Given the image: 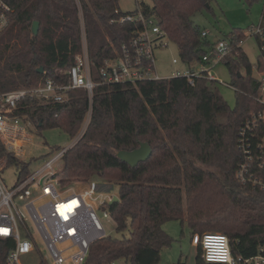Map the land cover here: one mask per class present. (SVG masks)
I'll return each instance as SVG.
<instances>
[{
  "label": "trees",
  "instance_id": "1",
  "mask_svg": "<svg viewBox=\"0 0 264 264\" xmlns=\"http://www.w3.org/2000/svg\"><path fill=\"white\" fill-rule=\"evenodd\" d=\"M213 1L151 0L150 6H139L158 20L180 62L191 67L215 44L201 37L204 30L192 20L210 10ZM115 10L125 14L118 0H28L0 37V92L29 88L43 79L67 84L66 72L82 51L83 36L96 82L102 62L134 29L112 23L118 17ZM34 22L39 24L35 37ZM244 39L238 29L221 39L231 49L224 65L232 75L234 109L219 95L217 82L204 77L192 86L185 78L97 85L91 97L75 89L63 103L25 99L19 105L16 115L24 116L38 133L58 129L71 138L90 114L85 131L63 155L56 178L63 185L95 178L116 185L119 201L108 211L115 230L127 236L94 242L84 264H157L162 249L172 243L162 228L170 221L185 224L191 242L194 235L222 234L234 258L257 255L264 245V191L236 178L238 131L259 109L253 97L261 84L240 46ZM255 39L259 57L254 70L264 78V33ZM141 143L152 151L146 162L132 168L117 158L119 151L135 150ZM3 156L6 167H21L19 180L29 174L27 164L18 163L1 146ZM11 247L0 240V264H5ZM195 264H212L203 260L200 246Z\"/></svg>",
  "mask_w": 264,
  "mask_h": 264
},
{
  "label": "built area",
  "instance_id": "2",
  "mask_svg": "<svg viewBox=\"0 0 264 264\" xmlns=\"http://www.w3.org/2000/svg\"><path fill=\"white\" fill-rule=\"evenodd\" d=\"M12 10L8 0H0V37L15 16ZM114 12L118 17L112 23L130 24L134 29L129 40L114 50L112 57L102 62L96 72V82L92 79L83 36L82 51L66 72L67 84H55L51 79H43L29 88L0 92V147L3 146L14 156L15 152L21 150L20 137L31 127L24 116L16 115L25 99L63 103L70 90L84 89L91 97L97 85L161 80L156 71V51L166 49L170 41L158 20L145 15L140 9L123 15H119V10ZM263 33L264 28L259 27L254 31V36L262 37ZM208 36L207 31L201 32L202 38ZM230 54L228 43L218 40L199 63L191 67L184 65V71L173 72L168 78H185L191 86L200 77L216 82L203 66L224 63ZM179 62L178 58L172 59L173 65ZM258 79L261 84L253 99L259 109L249 114L238 131L240 156L236 178L242 185L264 191V177L261 175L264 173V78ZM67 150L59 151L39 170L19 180L16 187L8 188L0 178V240L12 244L5 264H19L20 256L32 254L40 256L44 264H84L90 245L107 237L96 213L95 202L98 196H102L98 183L91 180L85 189L74 191L65 189L56 178L57 164ZM6 162V156L0 157V173L6 167ZM114 197L103 198L100 206L108 207ZM104 217L111 218L109 211L104 213ZM192 245L201 247L202 258L207 263L264 264V245L256 256L249 259L234 258L228 238L222 234L194 235Z\"/></svg>",
  "mask_w": 264,
  "mask_h": 264
},
{
  "label": "rangeland",
  "instance_id": "3",
  "mask_svg": "<svg viewBox=\"0 0 264 264\" xmlns=\"http://www.w3.org/2000/svg\"><path fill=\"white\" fill-rule=\"evenodd\" d=\"M27 1L8 0L15 14ZM139 3L150 6L151 0H118V7L123 13H131L141 9ZM263 14L264 0H214L210 10L204 9L195 14L192 20L200 29L209 33L208 40L211 43L224 39L234 29L241 30L242 34L245 35V39L241 43L242 50L253 67V76L260 78L262 74H258L254 70L259 57V48L254 31L259 27L264 28ZM173 58H178V54L176 47L171 42H169L166 49L156 51V71L161 79L170 77L173 72L185 70V66L181 62L173 65ZM229 59H231V55L228 57ZM203 69L210 71L217 82L219 95L231 109H234L236 107V99L233 89L229 86L232 75L228 68L224 63H219L216 65H205ZM239 71L241 75L245 74L243 68H240ZM87 120L88 117L85 118L78 134L74 138L69 137L58 129H47L38 133L31 124V127L20 137L22 148L20 151L15 152L17 162L27 164L29 173L39 170L59 151L71 148L78 141L84 131ZM56 168L58 173L62 168V161L57 164ZM20 169L19 165H12L5 167L1 171L0 178L8 188L16 187L19 184L18 174ZM94 181L98 183L99 192L102 195L98 196L95 202L96 213L107 237L122 238V236H127V233L122 235L115 230V223L111 218L104 217L108 207L100 206L103 198L117 195V186L111 182L101 181L98 178H95ZM87 182L68 183L64 185V188H70L74 191L82 190L86 188ZM162 228L172 239V243L170 247L162 249L160 261L157 264H195L197 247L192 245L190 231L187 226L185 224L181 225L179 221H170L163 224ZM19 264H44V262L40 256L32 254L30 256H20Z\"/></svg>",
  "mask_w": 264,
  "mask_h": 264
},
{
  "label": "water",
  "instance_id": "4",
  "mask_svg": "<svg viewBox=\"0 0 264 264\" xmlns=\"http://www.w3.org/2000/svg\"><path fill=\"white\" fill-rule=\"evenodd\" d=\"M39 30V24L38 22H34L31 27V34L33 37L37 36ZM38 73L42 74L43 69L39 68ZM238 76H240L238 74ZM151 148L149 147L148 144L146 143H141L140 146L132 151H119L116 156L117 158L127 164L128 166L134 168L136 167L139 163L146 162L150 156H151ZM119 198L115 196L112 201L109 203V205H112L115 202H118Z\"/></svg>",
  "mask_w": 264,
  "mask_h": 264
},
{
  "label": "crops",
  "instance_id": "5",
  "mask_svg": "<svg viewBox=\"0 0 264 264\" xmlns=\"http://www.w3.org/2000/svg\"><path fill=\"white\" fill-rule=\"evenodd\" d=\"M194 246V245H193Z\"/></svg>",
  "mask_w": 264,
  "mask_h": 264
}]
</instances>
